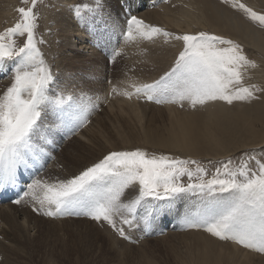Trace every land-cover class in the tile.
<instances>
[{
  "label": "rangeland",
  "instance_id": "374dc122",
  "mask_svg": "<svg viewBox=\"0 0 264 264\" xmlns=\"http://www.w3.org/2000/svg\"><path fill=\"white\" fill-rule=\"evenodd\" d=\"M117 2L99 0V7H97V0H73L74 13H76L77 5L86 4L94 9V11L82 9L81 16L78 17L87 21L84 24L85 28L93 31L96 48L103 42L106 48L105 51L96 49L95 56L100 62L96 68L88 64L89 69H83L88 67L87 64L83 60L70 64L71 59L61 46L63 37L55 23L59 9L58 0H38L35 6L38 17L36 38L38 41L43 40L38 47L54 75L51 92H62L73 97L72 109L68 117L71 123L61 125L58 113L52 110L46 111L42 117L40 131L33 138V149L40 155L28 153L27 163L19 166L23 168L18 169L19 174L28 181L41 179L51 182L56 179H65L103 159L111 151H132L137 148L149 154H164L196 160L208 169L210 175L215 168L221 167L229 159L232 161V167L247 161L249 168L255 169L257 160L264 161V121L256 123L254 137L246 140V143H250L247 145L242 141L245 135L247 136L245 126H242L240 134L244 135L236 137L235 141L239 142L238 146H244L226 154L217 152L216 144L206 138H202L200 146L196 147L198 151L194 148L190 150L161 147L147 140L146 131L154 129L167 132V128L171 126V114L186 120V117L192 115L190 113H201L200 117L210 122L213 131L220 136L222 129L219 123L223 122L221 117L225 113L245 118L262 117L264 120V52L244 38V27L264 37V26L250 20L243 11L233 8L231 0L228 3L224 0H141L140 10L142 6L145 7L144 9L152 6L151 10L159 8V11L167 14L166 17H169L172 12L171 18L174 21L185 26L191 24L192 29L176 31L177 29H173L168 24L153 25L155 22H151V26L162 28L172 35L167 38L158 35L153 39L136 35L137 37L131 41L140 45L139 50L134 53L135 57L140 56V58L138 61H131L129 57L132 55H127L125 52L128 45L122 50V45L130 42L125 36L128 24L125 25L127 22L119 18L121 9L124 8V0ZM241 2L254 11L264 13V0H241ZM150 3L151 5L148 6ZM30 6V0L29 3L18 0L12 23L8 24L6 21L0 27V31L12 27L20 19L17 11L19 7ZM208 6L220 13L218 19L212 22L213 25L197 24V20L206 19V15L209 18ZM136 17L139 16L136 15ZM189 17L190 20L193 17L192 22L188 20ZM102 18L123 21L124 27H127L126 30L121 29L120 38L115 44L113 43L114 45L110 41L113 27H108L110 23L102 21ZM143 21L147 22L145 19ZM199 31L234 40L241 45L244 54L255 61L256 67L247 68L243 81L245 86H256L257 90L253 99L234 101L232 104L217 100L192 107L188 101H184L183 106L156 103L142 95L133 94L130 101L139 107L134 115L135 119L131 117L129 121L123 122L120 120V114L127 115L120 112L122 109L109 110L108 105L117 92L124 95L131 93V89L124 91L118 89V83H123L121 81L127 77L125 75L134 73L131 69H136V66L146 68L142 76L153 79L149 80L151 82L158 79L173 66L176 56L183 49V41L176 40L174 37ZM103 32H105L104 35ZM25 38L17 36V44L22 45ZM173 42V46H170L169 44ZM171 52H175L174 57H170ZM63 58L66 60L65 63L62 62ZM12 66L9 63L8 70L0 74V81L7 78L11 82ZM108 80L110 82L106 83ZM149 81L145 82L142 77L139 84L151 83ZM8 86L10 84L1 85L0 94ZM108 86L110 89L106 91L107 98L102 105L96 97L100 96L99 92ZM104 107L107 109L103 110ZM220 111L222 113L219 114L222 116L216 114L214 119L210 117ZM81 115L86 116V122L82 126L73 128L76 123L75 117ZM230 128L234 129L235 125L232 124ZM29 161L39 163L35 166V169H40L39 173L26 174L24 167ZM47 163L48 166L45 165ZM46 166L48 168H45ZM182 180L184 183L188 182L187 177H183ZM23 194L20 197H23ZM136 194H138V186L132 190H126L125 202L134 198ZM24 200L27 205L24 202L14 205L0 204V264H199L198 260L203 253H213L222 261V264H264V253L245 248L232 240H220L202 227H188L185 224V214L189 211L194 213L197 207L201 206L202 197L198 194H185L162 210L160 202L138 208L133 225L131 227L123 225L127 239L121 237L104 221L98 222L86 216L75 215L46 216L42 211L34 210V202L30 197H24ZM17 207L24 208V211L20 213ZM149 212H151L150 215ZM146 216L147 222L144 219ZM117 223L119 226V222Z\"/></svg>",
  "mask_w": 264,
  "mask_h": 264
},
{
  "label": "snow or ice",
  "instance_id": "6c2138e0",
  "mask_svg": "<svg viewBox=\"0 0 264 264\" xmlns=\"http://www.w3.org/2000/svg\"><path fill=\"white\" fill-rule=\"evenodd\" d=\"M37 2L30 0V7H19L20 19L0 31V71H7L9 63L13 65L10 86L0 94V186L16 183L18 167L27 163L26 155L34 148L33 138L40 131L46 111L58 113L61 125L71 123L68 117L73 97L51 92L54 75L38 47L43 40L36 38ZM231 6L264 26V13L254 11L241 0H231ZM82 9L94 11L89 5H77V16H81ZM127 24L125 36L129 40L136 35L147 39L172 35L146 25L136 16H131ZM17 36L26 37L22 45L17 44ZM174 38L183 41V49L173 66L151 83L133 84L134 92L125 93L129 98L136 94L156 103L181 106L188 101L192 107L210 101L232 104L254 98L256 86H245L243 81L247 68L256 64L244 54L241 45L205 31ZM75 119L73 128L86 122L83 115ZM231 165L229 159L210 175L196 160L149 154L140 148L111 151L69 178L33 180L14 203L30 197L34 210L46 216L75 215L104 221L127 239L123 225H133L138 208L160 202L162 210L193 193L202 200L196 212L185 214L188 227H202L220 240H232L264 253V161L257 160L255 169L249 168L247 161ZM183 177H187V183ZM136 186L138 194L125 202L126 190ZM144 219L147 222V216Z\"/></svg>",
  "mask_w": 264,
  "mask_h": 264
},
{
  "label": "bare ground",
  "instance_id": "6f19581e",
  "mask_svg": "<svg viewBox=\"0 0 264 264\" xmlns=\"http://www.w3.org/2000/svg\"><path fill=\"white\" fill-rule=\"evenodd\" d=\"M114 1L117 2L119 0H114ZM154 1H157V0H154ZM125 2H126V6H125ZM17 3H18V0H0V27H2L3 24L6 23V21L8 24L12 23V21L15 17V14H16L15 6ZM58 4H59V9H58V13L56 14L57 21H55V23L57 24V27L60 30L61 36L63 37V41L61 42V46L65 49V51L67 53L66 55H68L70 57V59H71L70 64H76L77 62L83 60L85 62V64H87V66H88L86 68L83 67V69H89L88 64H92L93 68H96V66L100 63L99 58L95 56V51L97 49L96 48L97 45L95 46L96 40H95V37L92 36L91 31H89V28L84 27V24L87 21L85 22V20H83L81 17H78L76 15V13H74L73 0H58ZM140 4H141V0H124V8L121 9L122 13L119 12V14L121 13V15H119V18L124 20L125 22H127L131 18V16H133L135 14V16L136 15L139 16L138 19H141V18H142V20L145 19L147 21V22H144L146 25H150V23L154 21L155 23L153 25H158V24H162V23L168 24V25H170V27H173V29H177L176 31H180V29H182V30L192 29L191 24L185 26L183 24H178L177 21H174V19L171 18L172 12H171V15L169 17H166L167 14L166 13L164 14L161 11H159V8H157L158 10H156V9L151 10V7H152V6H150L151 3L148 5V6H150L149 8L144 9L145 7L142 6L141 7L142 10L139 9ZM156 6H158V5H156ZM119 7L121 8V6H119ZM208 9L210 10V14L208 15L209 18L206 15V19H201V21L197 20V24L200 23L201 25H205L206 23H208L209 25H213L212 22H215L218 19L220 13L215 12V10H213L211 8V6H208ZM211 10H212V12H211ZM136 11H139V12H136ZM54 18H55V15H54ZM192 19H193V17H192ZM192 19L190 20V17L188 18V20L190 22H192ZM102 21H105V22L107 21L108 23H110L112 25L111 26L110 24L107 23L109 25L108 27H113L112 31H111V40L110 41L115 44V42L120 38L121 29L123 28L124 30H126L127 27L126 26L124 27L123 21H116V20L113 21L110 18H107V19L102 18ZM170 21L172 23H170ZM193 21H195V20H193ZM126 24L127 23H125V25ZM119 25H121V27H117ZM244 38H245V40H248V43H250L254 47H256V48H258L264 52V37H261V35H259L258 33H254L253 31H249L246 27H244ZM129 41L130 42L128 44L126 43L125 45H122L123 46L122 50L125 49L126 46L128 45L125 52L127 53V55H132L131 57H129V59L131 61H135V60L138 61L140 56L138 55L139 57H135L136 54L134 55V53L136 52V50H139L140 45H138L134 41H131V40H129ZM142 44H144V43H142ZM173 44H174V42L170 43L169 45L173 46ZM178 46L181 47L182 45L181 46L178 45ZM86 52H89V53H86ZM175 52H171L170 57L171 56L174 57ZM62 62L65 63L66 60L63 58ZM136 67H137L136 69H131V71H133L134 73L125 75L127 77L124 79V81H121L123 83H120V82L118 83V89L119 90L122 89V91H124V90L131 89V93H133L134 90H133L132 85L133 84L139 85V83L142 80V77L144 78L145 82H148L149 80H153L151 78H146L145 76H142V74H145L144 70H147L146 68H142L139 66H136ZM154 67H155V65H153V69L155 70ZM157 69H159V68H157ZM3 72L4 71H0V74ZM150 72H154V71H150ZM153 74H155V73H153ZM109 82L110 81L108 80L106 83H109ZM149 82H151V81H149ZM10 83H11L10 80L5 78L4 80L0 81V86L3 84L8 85ZM109 89H110L109 86L107 88H103L99 92L101 94L100 96L96 97L97 95H95L96 100L98 102H101L102 105L107 98V96L105 97V94H107L106 91L108 92ZM130 100H131V98H129L128 95H124V93L122 94V93L117 92V95L112 97V100L108 105L109 110H115V109L120 110V109H122V111H120V112L125 113L127 116H123L122 114H120V120L123 122L129 121L131 117L134 118V115L136 114V111L139 108L137 104H134V102H132ZM104 109L106 110L107 107H104L103 110ZM219 113H222V111L217 112L215 114H212V115H210V117H213V119H214L216 114L220 115ZM190 114H192V115H190V117H186V120L183 117L182 118L175 117V115L171 114L170 115L171 116V118H170L171 126H170V128H167V132H160L159 130L150 129V130L146 131L147 140L152 144H158L161 147H168V149L169 148L178 149L177 147H179V149L180 148H187V149L194 148L195 151H198V149L196 150V147L200 146L202 138H206L210 141H213L216 144V146L218 147L217 152H220L221 154H223V153L226 154V153H230V152L231 153L235 152L236 150H238V149L242 148V146H244V145L238 146L237 144H239V142L235 141L236 137H240L241 135H244V134H240L241 133L240 128L242 126H245V128H246L245 134H247V136L245 135V137H244V139H242V141L245 143V145H247L250 143H246L247 142L246 140L251 139V137H254V131H255L254 126L256 125V123L258 121H264L262 117H257V118L247 117V118H245L243 116L229 115V114L225 113L223 115V117H221V118H223V122L221 121L219 123V126L222 129V133L220 136L218 133L213 131V129L211 128L210 122H206L205 118L200 117L201 113H194L193 112ZM203 116H204V112H203ZM220 116H222V115H220ZM220 116H219V118H220ZM227 116H229L231 118H228ZM125 117H128V118H125ZM76 123H77V120H76ZM76 123H74V124H76ZM216 124H218V123H216ZM232 124L235 125L234 129L230 128V126ZM206 127H207V129H206ZM237 128H239V130H237ZM82 131H84V130H82ZM87 133L88 132H86V135L89 136V134H87ZM84 134H85V132H84ZM246 137H247V139H245ZM185 152H186V150H185ZM31 163H32V165H31ZM38 164H39L38 162L29 161L28 164L24 167L26 174L30 175L32 173L33 175H35L37 172L39 173L40 169H35V166ZM48 165L49 164H47V166ZM47 166L45 168H48ZM18 169H23V168L18 167ZM17 173H20V171L17 170ZM26 180H27V183H26V187H27L29 184H31L32 181H28V179H26ZM24 190L19 195V197L22 196ZM28 199L29 198H27V200ZM2 209H5V208H2ZM17 211L22 213L24 211V208H20V209L18 208ZM198 261H199V264H222V261H220L216 257V255H214L213 253H208V254L203 253L200 256Z\"/></svg>",
  "mask_w": 264,
  "mask_h": 264
}]
</instances>
